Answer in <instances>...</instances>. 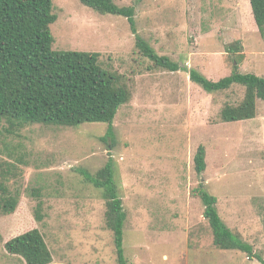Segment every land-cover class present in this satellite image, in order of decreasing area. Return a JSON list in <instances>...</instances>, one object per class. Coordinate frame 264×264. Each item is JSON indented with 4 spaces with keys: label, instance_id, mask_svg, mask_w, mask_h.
<instances>
[{
    "label": "rangeland",
    "instance_id": "374dc122",
    "mask_svg": "<svg viewBox=\"0 0 264 264\" xmlns=\"http://www.w3.org/2000/svg\"><path fill=\"white\" fill-rule=\"evenodd\" d=\"M113 1L134 7L139 35L182 70L154 68L137 50L126 18L99 14L80 0H53V50L100 53L106 69L124 76L132 99L118 112L114 139L104 140L107 123L33 125L2 136L0 164L17 167L20 203L14 214L0 215V264H26L5 244L33 229L43 234L52 264H118L105 200L84 175H95L110 159L127 213L129 264H264V101H257L256 118L226 123L223 107L240 104L245 88L210 94L189 75L194 69L217 82L238 66L240 73L264 77V36L250 1ZM236 41L243 49L230 54ZM201 146L207 169L200 176L195 156ZM200 182L218 199L227 227L253 246L252 255L214 245L204 204L194 194ZM39 200L42 223L34 217Z\"/></svg>",
    "mask_w": 264,
    "mask_h": 264
},
{
    "label": "trees",
    "instance_id": "16d2710c",
    "mask_svg": "<svg viewBox=\"0 0 264 264\" xmlns=\"http://www.w3.org/2000/svg\"><path fill=\"white\" fill-rule=\"evenodd\" d=\"M249 1L255 23L264 36V0ZM80 2L99 14L126 18L136 37L137 50L153 63L154 68L170 72L182 70L179 63L160 56L139 35L134 7H120L113 0ZM53 7V0H0V140L3 135L17 136L26 126L74 128L85 123H107L104 140L114 139V121L119 110L131 101L132 92L123 75L102 65L100 53L53 50L51 26L58 19ZM242 49V42L236 41L228 52L237 54ZM189 75L192 83L210 94L225 92L235 86L245 88V97L240 104L227 103L223 107L221 117L224 122L256 118L257 101H264V77L240 73L238 66L230 76L217 82L198 70H190ZM23 156L19 155L17 159L20 163L25 162ZM195 167L200 176L207 169L203 146L196 153ZM0 168V215L7 216L14 214L20 203L18 170L10 162L0 164ZM114 174L112 159L95 175L84 173L86 182L101 190L105 200V223L113 233L117 262L129 264L124 248L127 213ZM11 180L18 185H8ZM194 194L204 204V217L213 231L214 245L221 250H238L252 255L253 246L227 227L217 209L218 199L208 192L204 182H200ZM34 217L38 223L45 219L42 200L35 208ZM5 249L12 255L21 256L26 264L53 263V254L39 229L9 240Z\"/></svg>",
    "mask_w": 264,
    "mask_h": 264
}]
</instances>
